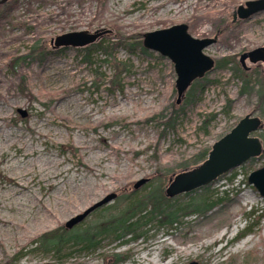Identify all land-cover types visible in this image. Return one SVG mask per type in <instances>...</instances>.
Segmentation results:
<instances>
[{"label":"rangeland","instance_id":"obj_1","mask_svg":"<svg viewBox=\"0 0 264 264\" xmlns=\"http://www.w3.org/2000/svg\"><path fill=\"white\" fill-rule=\"evenodd\" d=\"M249 1L13 0L0 6V264L17 254L18 264H104L113 254L129 256L121 264H264V198L247 182L264 166L262 129L253 134L263 148L258 157L175 198L183 204L205 194L217 205L204 216L183 218L172 233L152 229L136 241H105L94 253L63 259L31 252L30 244L109 194L117 198L76 228L120 212L123 196L158 185L165 190L183 165L245 116L264 126V102L255 91L240 94L232 63L207 74L214 84L201 101L165 127L176 100L173 64L150 50L127 49L146 33L186 25L194 39L217 36L205 55L233 58L241 68L242 54L264 47V11L233 20ZM80 32L100 33L90 46L106 51L94 49L86 60L85 47H55L57 37ZM246 65L264 75V61ZM116 78L119 88L111 86ZM19 151L31 157L18 158ZM141 179L148 182L133 190ZM14 180L26 189L11 191ZM43 208L52 211L47 220Z\"/></svg>","mask_w":264,"mask_h":264},{"label":"water","instance_id":"obj_2","mask_svg":"<svg viewBox=\"0 0 264 264\" xmlns=\"http://www.w3.org/2000/svg\"><path fill=\"white\" fill-rule=\"evenodd\" d=\"M10 1L12 0H0V6ZM263 11L264 0L249 1L237 8L233 14V20L237 18L244 20ZM100 35V33L87 34L86 32L64 34L56 38L54 45L56 48H84L94 43ZM216 41L217 36L201 40L192 38L187 32L186 25H175L143 35L142 44L146 50L166 57L173 64L176 74V105L181 103L186 91L195 80L202 79L213 71L215 61L205 55L204 50ZM238 61L243 70L248 71L250 68L246 65V61L251 63L264 61V47L242 54ZM17 112L21 118L27 116L23 110ZM261 128L262 122L257 117L248 115L240 119L226 135L211 146L203 163L169 180L165 189L166 196L174 198L203 188L249 159L258 157L263 148L261 141L253 134ZM147 182V179H141L132 188L137 190ZM247 182L257 190L261 198H264V166L251 172ZM116 198V194L105 196L81 214L68 220L64 224V229L71 230L81 224L89 214L108 205Z\"/></svg>","mask_w":264,"mask_h":264},{"label":"trees","instance_id":"obj_3","mask_svg":"<svg viewBox=\"0 0 264 264\" xmlns=\"http://www.w3.org/2000/svg\"><path fill=\"white\" fill-rule=\"evenodd\" d=\"M13 1V0H12ZM90 46V45H89ZM85 47V59L88 60L94 49H100L104 52L105 48L102 44ZM139 48L144 54H147L146 49L141 42L127 45V49L133 51L134 48ZM34 53L31 54V56ZM39 59H44L45 54L38 53ZM234 65V77L238 75L241 79L242 87L240 94H249L255 91L258 100L264 102V75L258 70L244 71L239 68L233 58H223L215 61L214 69H226L230 64ZM120 75V74H119ZM210 80L206 77L195 80L186 91L181 103L177 106L172 104L173 111L170 118L165 122V127H172L175 118L182 114L186 108L195 107L202 99L204 91L208 85H212ZM111 86L120 87V81L116 78L111 82ZM257 88V89H256ZM232 101L226 100V109L229 110ZM161 118H165L160 114ZM215 114L209 115L208 119L204 121L205 127L214 120ZM207 130V127L205 128ZM261 139L264 144V126L261 128ZM208 132V130H207ZM210 151V148L205 147L196 153L189 163L183 165V170H188V167H195L203 163ZM148 188V187H147ZM150 188V186H149ZM195 192V191H194ZM204 192V191H203ZM217 203H210L205 194L200 195L188 203H179L175 198H169L165 194L162 185L151 187L147 193L138 196L133 192L129 196L119 198L118 206H121V211L114 215L108 216L99 220L96 224L85 229H78L76 227L71 230H66L64 227L46 232L33 240L30 244L34 247L31 252L43 251L45 253H52L56 258L63 259L71 257L77 253H94L101 248L103 242L108 244L128 238L129 241H136L142 238L146 233L152 229L165 230L166 232H173L183 224V218L192 215L204 216L208 211L215 208ZM116 208V207H115ZM129 259L125 254H113L105 258L104 264H121ZM130 260V259H129ZM128 260V261H129ZM19 254L9 258L4 264H18Z\"/></svg>","mask_w":264,"mask_h":264},{"label":"bare ground","instance_id":"obj_4","mask_svg":"<svg viewBox=\"0 0 264 264\" xmlns=\"http://www.w3.org/2000/svg\"><path fill=\"white\" fill-rule=\"evenodd\" d=\"M163 5V3H160L158 5H155L154 8H158V7H161ZM168 12H172V9H166V11H164V13H168ZM20 153L18 154V158H22L23 160H28L30 157H31V153H27V152H23V151H19ZM33 180L34 177H33ZM21 188H25L26 189V186H20V184H18L17 181H12V189L11 191H18L19 189ZM246 199H249V196H246ZM42 213H43V217L42 219L43 220H47L48 216L52 215V211L50 209H46V208H43L42 209Z\"/></svg>","mask_w":264,"mask_h":264}]
</instances>
